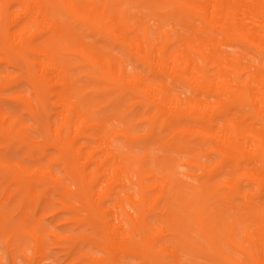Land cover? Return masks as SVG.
Returning a JSON list of instances; mask_svg holds the SVG:
<instances>
[{
  "label": "bare ground",
  "instance_id": "obj_1",
  "mask_svg": "<svg viewBox=\"0 0 264 264\" xmlns=\"http://www.w3.org/2000/svg\"><path fill=\"white\" fill-rule=\"evenodd\" d=\"M2 65L10 252L29 237L40 264L53 236L102 254L86 264H264V0H0Z\"/></svg>",
  "mask_w": 264,
  "mask_h": 264
},
{
  "label": "rangeland",
  "instance_id": "obj_2",
  "mask_svg": "<svg viewBox=\"0 0 264 264\" xmlns=\"http://www.w3.org/2000/svg\"><path fill=\"white\" fill-rule=\"evenodd\" d=\"M8 69L5 67V65L0 66V71H7ZM20 89H22L29 97L31 96L30 90L25 86L21 85ZM8 110L16 109L18 111V114L21 117V120L23 123H26L30 126H35L33 120L31 119L30 115L21 107L16 104H12L8 106ZM17 145L13 146L10 151V155L8 156L13 161H24L26 165L32 166L33 163L29 162V160L25 159L24 152L18 151L16 149ZM23 162V163H24ZM182 170V169H181ZM4 178V175L0 174V196L3 188H5L6 184L2 183V180ZM14 189V185H11L8 188V192ZM22 198V194L17 195L14 197L13 201L8 205L7 211L10 214V216L13 217V224H18L21 222V214L19 210L17 209L18 203L20 199ZM54 200V198H52ZM55 201V200H54ZM45 205V203H43ZM57 205L52 201L50 205V210L55 208ZM45 208V207H44ZM32 208L31 207H25L24 211L30 216L29 218L31 220L35 219L36 217H43L44 220L42 222L43 228L45 230H53L55 226H57L56 232L59 235H72L77 236L80 233L85 232V227L80 226L76 227L71 224H59L58 219L60 216L53 219L50 217L47 213L49 211V207L41 210L39 213L32 216ZM45 242L48 246L47 252V258L45 260H41L40 264H86L85 259L78 260V254L80 252H95L96 257L102 256L100 252L93 249L92 246L88 243H84L82 241H79L76 243V248L73 250L72 255L68 256L67 253L69 252V249L67 248L70 243L63 241V242H57L56 239L53 236H46ZM20 242L16 241V244H12V251H9V247L6 243V237L2 236L0 237V262L1 264H11V257L13 258L14 264H31V260L36 258V253L34 249V243L29 237H25L24 241L22 242V246L20 247ZM10 255H12L10 257ZM129 264H134L135 261L133 259L128 260Z\"/></svg>",
  "mask_w": 264,
  "mask_h": 264
}]
</instances>
